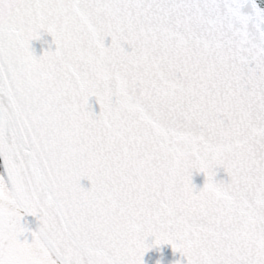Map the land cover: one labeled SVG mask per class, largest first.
Instances as JSON below:
<instances>
[{
    "label": "snow or ice",
    "instance_id": "snow-or-ice-1",
    "mask_svg": "<svg viewBox=\"0 0 264 264\" xmlns=\"http://www.w3.org/2000/svg\"><path fill=\"white\" fill-rule=\"evenodd\" d=\"M0 157V264H264V8L0 0Z\"/></svg>",
    "mask_w": 264,
    "mask_h": 264
},
{
    "label": "water",
    "instance_id": "water-1",
    "mask_svg": "<svg viewBox=\"0 0 264 264\" xmlns=\"http://www.w3.org/2000/svg\"><path fill=\"white\" fill-rule=\"evenodd\" d=\"M256 2L260 5L261 8H264V0H256ZM111 39L108 38L106 40V44H110ZM32 47L35 49V53L37 55H42L44 51L46 50H52L54 51L56 48V44L54 43V38L47 33H44L42 35V40L39 41H32ZM90 104L93 106L94 111L98 114L100 111L99 104L95 97L90 98ZM2 168H3V159L0 157ZM217 179L221 180H227V174L226 172L221 168L218 171ZM194 182L198 187H202L205 182V176L204 174H196L194 176ZM85 187H90V182L86 179L82 181ZM30 221L32 222L31 225H28L27 227L30 228L32 231L38 230L40 226V221L37 217L28 215ZM36 228V229H35ZM27 235L31 236V232H28ZM161 255L163 256V262L164 264H172L173 261L181 260L182 257L180 253L173 252V249L170 245H164L162 246V252L159 249H153L147 255L145 256V260L147 264H155V261L161 258Z\"/></svg>",
    "mask_w": 264,
    "mask_h": 264
},
{
    "label": "rangeland",
    "instance_id": "rangeland-1",
    "mask_svg": "<svg viewBox=\"0 0 264 264\" xmlns=\"http://www.w3.org/2000/svg\"><path fill=\"white\" fill-rule=\"evenodd\" d=\"M0 171H1V169H0ZM27 219H28L27 216H25L24 222H25L26 225L28 224ZM27 237H28V236H27ZM21 239L23 240L24 237H21ZM28 239L31 240V238H29V237H28Z\"/></svg>",
    "mask_w": 264,
    "mask_h": 264
}]
</instances>
